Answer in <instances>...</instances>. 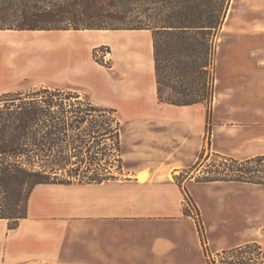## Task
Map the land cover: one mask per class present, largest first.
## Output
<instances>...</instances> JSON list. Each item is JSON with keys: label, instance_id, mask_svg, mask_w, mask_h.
<instances>
[{"label": "trees", "instance_id": "trees-1", "mask_svg": "<svg viewBox=\"0 0 264 264\" xmlns=\"http://www.w3.org/2000/svg\"><path fill=\"white\" fill-rule=\"evenodd\" d=\"M229 1L0 0V31L149 32L158 102L201 104L208 117L214 48ZM120 132L116 110L74 91L0 94V220L7 221L9 230L17 228L38 185L109 180L105 158L118 156ZM222 158V170L206 169L211 175L196 177V182L264 187V155ZM250 263L264 264V257L236 264Z\"/></svg>", "mask_w": 264, "mask_h": 264}, {"label": "rangeland", "instance_id": "rangeland-1", "mask_svg": "<svg viewBox=\"0 0 264 264\" xmlns=\"http://www.w3.org/2000/svg\"><path fill=\"white\" fill-rule=\"evenodd\" d=\"M5 31H0V48L4 50L0 52V79L3 82L17 79L11 92L47 88L51 74L61 76L64 72L68 81L79 77L89 83L81 88H72L69 84L70 89L65 90L87 96L97 106L116 110L121 122L120 152L114 158H105L109 179H122L128 172L147 164V146L152 142L158 146L162 143L160 133L165 127L162 123H175L173 127L181 130L183 140L187 139L186 134L190 130L198 132L203 125L198 112L188 113L184 108L172 110L170 105L159 103L155 96L150 98L128 88L132 79L127 73L131 68L127 59L132 54L126 47H119L113 38L134 34L139 36L136 41L143 43L145 32L69 31V35H94L97 46L90 50L84 37L71 36L69 52L65 54L63 63L57 61L58 49L53 45V38L48 36L54 32ZM139 66L144 75L146 65L140 63ZM212 74L213 98L208 117L203 105L206 109L205 146L194 164L186 161L189 157L183 151V160L174 163L182 168L175 169V174L169 172L165 178L173 179L184 188L185 213L190 216V210L194 209L203 227L202 213L207 218L225 220V245L249 241L241 251L233 249L211 257L204 234L207 245L201 244V247L206 264H236L239 259L264 257V187L240 183H199L195 178L200 180L211 175L205 174L206 169L222 170V157L243 160L255 154L264 155V0L229 1L224 24L215 43ZM199 109L202 110V106ZM223 127L230 135L239 136L240 143L233 144L225 138V152L231 155H210V149L215 146V133ZM140 175L146 180L149 172L146 170ZM80 179L77 177L76 180Z\"/></svg>", "mask_w": 264, "mask_h": 264}, {"label": "crops", "instance_id": "crops-1", "mask_svg": "<svg viewBox=\"0 0 264 264\" xmlns=\"http://www.w3.org/2000/svg\"><path fill=\"white\" fill-rule=\"evenodd\" d=\"M52 32L48 36L53 38V45L58 49L57 61L64 63L70 37L82 35ZM126 32L147 33L143 43L137 42L139 36L134 34L113 38L119 47H126L132 54L127 59L131 67L127 73L133 85L127 86L157 98L151 35L146 31ZM82 37L89 43L90 50L97 46L94 35ZM18 39L22 41L21 37ZM1 51L4 50L0 48ZM140 63L146 65L144 75ZM51 76L47 88L89 85L86 79L79 77L68 81L64 72L61 76ZM16 80L3 82L0 79V93L11 92ZM170 107L172 110L184 108L188 113L198 112L203 122L200 131L189 129L187 139L183 140L181 130L173 127L175 123H162L165 127L160 133V146L151 141L147 146V164L138 166L122 179L36 186L27 201L26 217L19 221L17 228L9 230L7 221L0 220V264H206L195 223L185 213L186 192L173 179L165 178L169 172L175 174V169L182 168L174 163L183 160V151L189 157L186 161L194 164L199 159L200 150L205 146L206 109L201 104ZM226 132L225 127L216 131L210 155H231L225 152V138L233 144L240 143L239 136ZM126 160H130L128 156ZM146 170L149 177L141 181L139 175ZM202 217L211 257L249 242L225 245V220L207 218L203 213Z\"/></svg>", "mask_w": 264, "mask_h": 264}, {"label": "built area", "instance_id": "built-area-1", "mask_svg": "<svg viewBox=\"0 0 264 264\" xmlns=\"http://www.w3.org/2000/svg\"><path fill=\"white\" fill-rule=\"evenodd\" d=\"M190 217L194 220V223H195V226L197 228V231L199 233V238H200V241H201V244L202 246L206 247V242L205 240L203 239L204 238V228L202 226V223L199 219V215L196 213V211L193 210H190Z\"/></svg>", "mask_w": 264, "mask_h": 264}, {"label": "bare ground", "instance_id": "bare-ground-1", "mask_svg": "<svg viewBox=\"0 0 264 264\" xmlns=\"http://www.w3.org/2000/svg\"><path fill=\"white\" fill-rule=\"evenodd\" d=\"M139 179L142 181L143 180V177L141 175H139Z\"/></svg>", "mask_w": 264, "mask_h": 264}]
</instances>
